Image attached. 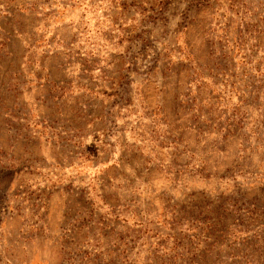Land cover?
Returning a JSON list of instances; mask_svg holds the SVG:
<instances>
[{
    "label": "rangeland",
    "instance_id": "obj_1",
    "mask_svg": "<svg viewBox=\"0 0 264 264\" xmlns=\"http://www.w3.org/2000/svg\"><path fill=\"white\" fill-rule=\"evenodd\" d=\"M0 264H264V0H0Z\"/></svg>",
    "mask_w": 264,
    "mask_h": 264
}]
</instances>
